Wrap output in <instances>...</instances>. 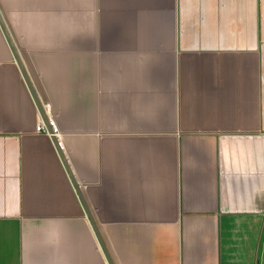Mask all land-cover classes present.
<instances>
[{
  "label": "crops",
  "instance_id": "1",
  "mask_svg": "<svg viewBox=\"0 0 264 264\" xmlns=\"http://www.w3.org/2000/svg\"><path fill=\"white\" fill-rule=\"evenodd\" d=\"M0 16V264H264V0Z\"/></svg>",
  "mask_w": 264,
  "mask_h": 264
},
{
  "label": "water",
  "instance_id": "2",
  "mask_svg": "<svg viewBox=\"0 0 264 264\" xmlns=\"http://www.w3.org/2000/svg\"><path fill=\"white\" fill-rule=\"evenodd\" d=\"M0 24H1L2 28H3V30H4V33H5V35H6L7 39H8V42H9V44L11 46V49H12L14 55H15L16 61L18 63V66L20 67V70H21L22 74L24 75L25 80H26V82H27V84H28L33 96H34L35 102H36V104H37V106H38V108H39V110H40V112L42 114V117L44 118L45 122L47 123L45 110H44L43 106L41 105V103L38 100V97H37V95L35 93L34 87H33L32 83H31L30 77H29V75H28V73H27V71H26V69H25V67H24V65L22 63V60H21V58L19 56V53H18V51H17V49H16V47H15V45H14V43H13V41H12V39H11L9 33H8L3 21H2L1 16H0ZM49 130L51 132V129H49ZM52 140H53L55 146L57 147V149L59 150L60 146H59V143H58L57 139L55 137H52ZM66 168H67V166H66ZM67 171L70 173V170L68 168H67ZM70 176L72 178L73 184L75 185V181H74L71 173H70ZM75 187H76V185H75ZM78 194H79V196L81 198L82 204H83L84 209L86 211L87 217H88V219H89V221H90V223L92 225V228H93V230H94V232H95V234H96V236H97V238H98V240H99V242H100V244H101V246H102V248H103V250H104V252H105V254L107 256V258H108V261H109L110 264H113V262H112V260L110 258V254H109V252H108V250H107V248L105 246L104 240H103L102 235L100 233V230H99V228H98V226H97V224H96V222L94 220V217H93L90 209L88 208L82 193L80 191H78Z\"/></svg>",
  "mask_w": 264,
  "mask_h": 264
},
{
  "label": "built area",
  "instance_id": "3",
  "mask_svg": "<svg viewBox=\"0 0 264 264\" xmlns=\"http://www.w3.org/2000/svg\"><path fill=\"white\" fill-rule=\"evenodd\" d=\"M44 110L46 113L47 123L45 122L43 117H40L37 123L36 131L38 133L46 134L49 135L50 137H55L57 139L60 137V133L55 124L54 118L51 116L49 112L50 106L48 104L44 105ZM49 129H51V132Z\"/></svg>",
  "mask_w": 264,
  "mask_h": 264
}]
</instances>
